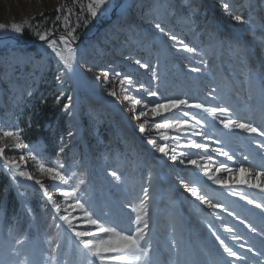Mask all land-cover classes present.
<instances>
[{
  "label": "rangeland",
  "instance_id": "374dc122",
  "mask_svg": "<svg viewBox=\"0 0 264 264\" xmlns=\"http://www.w3.org/2000/svg\"><path fill=\"white\" fill-rule=\"evenodd\" d=\"M89 4L95 6L93 0H75L78 9L65 11L63 0H0V24L8 26L0 29V147L15 143L3 133L19 130V120L36 92L42 105L50 108L47 116L41 111L36 115L46 127L55 126L52 142L57 140L55 153L48 151L42 138L29 143L22 139L26 147H5V155L34 179L17 175L12 181L13 170L0 158V179L4 176L13 186L19 206L32 221L19 234L15 224L4 226L0 211V264H22L26 257L28 264H86L82 246H77L79 239L57 217L68 215L76 231L96 232L76 207L77 199L92 218L106 223L112 198L129 221L145 188L151 264H264L262 222L255 217L264 215V209L243 198L264 203V192L251 186L264 183V175L259 179L256 175L264 172V136L226 128L220 122L240 120L264 130V0H107L94 17ZM234 15L243 21H235ZM13 23L22 31L13 30ZM37 33H48L47 40ZM61 36L69 37L75 52L71 70L48 46L47 41L54 40L63 48ZM183 45L195 52L184 50ZM195 68L200 70L192 71ZM68 97L71 105L66 108ZM169 99L230 111L212 115L182 105L154 116L151 109ZM183 121L188 124L176 126ZM166 122L173 126L155 127ZM192 124L195 128L189 127ZM193 141L207 147H190ZM161 145L166 153L158 150ZM33 154L45 165L58 167L69 183L41 174ZM241 166L250 171L241 172ZM36 180L45 184L55 205ZM80 180L83 183L78 184ZM170 181L197 230L192 235ZM207 181L217 189L211 190ZM74 187V194L61 195L72 193ZM200 197L222 207L213 210ZM39 216H48L52 232L41 227ZM237 223L247 228L250 224L257 231L244 235ZM198 232L223 256L210 250ZM96 237L106 238L98 232ZM191 237L199 263L189 252ZM55 244L60 247L53 251ZM225 245L239 256H229Z\"/></svg>",
  "mask_w": 264,
  "mask_h": 264
},
{
  "label": "snow or ice",
  "instance_id": "6c2138e0",
  "mask_svg": "<svg viewBox=\"0 0 264 264\" xmlns=\"http://www.w3.org/2000/svg\"><path fill=\"white\" fill-rule=\"evenodd\" d=\"M93 4H89V11L91 15L94 17L96 16L97 9L101 6L105 5L107 3V0H93ZM227 7V6H225ZM59 11V9H58ZM229 15H232V13H229ZM232 18L235 21L241 22L243 21V17L240 15H234ZM59 19V17H57ZM8 27L5 24H0V29H4ZM11 28L15 30L16 32H21L22 28L19 24L13 23L11 25ZM156 28L159 29L161 32H163V29L160 28V25L157 24ZM39 38L41 40H47L48 33L40 34L37 33ZM61 40L64 41V47L60 48L57 46L56 41H47L49 48L52 49L53 53L56 57L59 58V60L62 62L64 67L68 70H71L73 67V60L75 57V52L71 48L69 40V37L67 36H61ZM75 36H71V40H75ZM171 39L173 41L177 40V37L172 36ZM183 49L188 52H195L194 48H190L187 45H183ZM139 63V61H137ZM143 67L147 68L148 65L145 64ZM200 69L195 68L192 69V71H199ZM128 82L131 83V77H127ZM112 96H116V92L113 91L111 93ZM149 95L157 96L158 93L156 92H150ZM69 103L65 105V107H70L71 105V97L67 98ZM137 103H139L137 101ZM182 105H187L188 107H195L197 109H203L204 112L210 113L212 115H216L217 113L227 114L230 109L227 107H205L203 104L199 103H192L190 104L187 99H169L166 103H158L156 104L152 109L151 112L154 116H161L162 112L171 111L174 108H178ZM226 128H239L249 133H258L261 136H264V130L254 126L253 123H245L240 120H221L220 121ZM196 123H199V121H196ZM188 124L187 121H183V123H177V127H182L183 125ZM173 125L171 123H164V124H156L155 127L157 129L159 128H169ZM191 128H195V124L189 125ZM21 131L17 130L15 132L7 131L3 133L4 137H11L15 143L12 145H6L4 147H0V158L3 159L4 165L8 167L9 169L13 170L12 175L10 179L12 181H16L17 175L25 177L27 179H34L31 173L27 171H20L21 165L19 162H17L15 159H9L5 155V147H26L22 143V137H21ZM140 131L144 132L145 128L143 126L140 127ZM73 135L72 132L68 133V136L71 137ZM151 143H155V141H151ZM190 147L193 148H201V147H207V145H200L196 144L194 141L190 143ZM63 148L60 149L61 152H63ZM160 152L166 153L165 146L161 145L158 149ZM221 151L223 155L228 156L227 152ZM229 159L232 157L229 156ZM23 159V157H21ZM31 159L35 162V165L38 169V171L49 177L50 180L53 181H60L63 184L69 183V177L65 176L62 171L59 170L58 167H49L45 165L37 155L33 154L31 156ZM172 159H175V157H172ZM188 163L196 165V160H189ZM241 172L248 173L250 170L245 169L243 166L239 169ZM111 175L113 177H116V173L112 172ZM257 176L264 175V172L257 173ZM213 179H216L217 183H226L225 181H221L218 178L211 177ZM238 183H246L250 184L247 180H240L237 181ZM36 184L39 185L41 189L44 190L45 194L47 195L48 200H51L52 203L55 205V201L52 200L51 195L48 194V189L45 186V184L40 181L36 180ZM79 183H83V180L78 181ZM187 187V185H185ZM251 186L259 188L261 191H264V183H255L251 184ZM190 191L193 192L194 195H199V192L197 189L190 188ZM76 191V188L74 187L72 189V193L63 192L61 195L63 196H69L74 194ZM144 198L139 200V203L133 208V211L135 213L134 218H130L128 221V224L126 227H120L119 225L116 226H106V223H101L98 219L92 218V213L87 211L84 207V205L80 202L79 199L76 200V207L79 208L81 211L84 212V216L86 217L87 223L90 225H93L96 227V232L105 234L106 238H97L96 232H84V231H76L75 226L72 223V220L69 218L68 215L61 216L60 219L63 220L70 229L75 233V236L79 239V245L78 247L82 246L80 248L81 253L85 254V260L86 264H94L93 258H95V261L98 262V264H151L150 254L152 251V244L146 239L148 230H149V212H148V206H147V200H148V190L142 189ZM235 194V193H234ZM202 200H204L205 203L208 204L210 208L213 210L217 208H221L222 205L220 204H213L211 201L205 199L204 197H200ZM245 200H248V203L254 204L257 208L264 209V203H259L256 200H251L247 196L243 197ZM128 207H131V204L127 205ZM60 207L56 205V211L60 212ZM245 223H247L245 221ZM248 227L253 231L256 232L257 229L253 227L252 225H248ZM119 229V230H118ZM229 231H232V229H229ZM86 237H93L91 239ZM219 239V237H217ZM233 239H239L237 236H233ZM17 243H22V241H17ZM221 244H224L223 241H220ZM60 247L59 244H55V247L53 248V251L58 249ZM241 247H244V245H241ZM251 251V249H249ZM225 251L227 254L231 257H238L239 254L236 251H233L231 248L227 247L225 245ZM115 253L116 255H112ZM259 255V253H257ZM54 259V257H53ZM22 264H28L27 257L22 262Z\"/></svg>",
  "mask_w": 264,
  "mask_h": 264
},
{
  "label": "trees",
  "instance_id": "16d2710c",
  "mask_svg": "<svg viewBox=\"0 0 264 264\" xmlns=\"http://www.w3.org/2000/svg\"><path fill=\"white\" fill-rule=\"evenodd\" d=\"M63 4L67 7L65 8V11H67L66 9L71 11L78 9L75 7V0H63ZM27 110V112L25 111L23 113L24 115L21 116L18 124V129L22 130L21 137L23 141L29 143L35 139L42 138L48 151L55 153L57 150V140L52 142V139L55 138L53 135H56L55 126L50 123L49 127H46L44 122L36 115L38 111H41L45 116L50 113L48 105H42V101L39 98V92L35 93L34 98H32L31 106ZM1 176H3V174ZM5 188L6 193L3 195ZM1 195L3 198L0 203V211H3L4 226L15 224V231L19 234L20 231L23 232L24 230L29 229L28 225L32 223V221L24 212L23 207L19 206L14 188L11 184H7L4 176L0 179V197ZM39 217L38 222L41 224V227L52 232V229L49 228L50 222L47 218L48 216ZM43 218H45V220Z\"/></svg>",
  "mask_w": 264,
  "mask_h": 264
},
{
  "label": "bare ground",
  "instance_id": "6f19581e",
  "mask_svg": "<svg viewBox=\"0 0 264 264\" xmlns=\"http://www.w3.org/2000/svg\"><path fill=\"white\" fill-rule=\"evenodd\" d=\"M251 173V172H250ZM261 178V176H257V179ZM263 178V177H262ZM264 191H262L263 193ZM110 213L111 216L109 217V220L107 221L108 226H113V224L120 225L122 227H126L128 224L127 218L125 217L124 212L122 209L116 204V202L111 198L110 201ZM260 216H264L261 214ZM259 221V220H258ZM107 225V224H106ZM258 226V225H257ZM254 239V238H253ZM254 242V241H253ZM253 245V244H252ZM259 246V245H258ZM263 246V245H262ZM260 247V246H259ZM259 250V249H258ZM264 263V261H263Z\"/></svg>",
  "mask_w": 264,
  "mask_h": 264
}]
</instances>
